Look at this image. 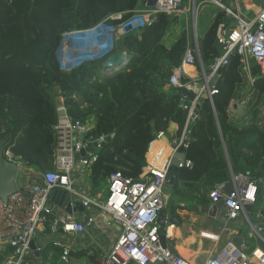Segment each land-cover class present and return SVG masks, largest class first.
Returning a JSON list of instances; mask_svg holds the SVG:
<instances>
[{"label": "trees", "instance_id": "1", "mask_svg": "<svg viewBox=\"0 0 264 264\" xmlns=\"http://www.w3.org/2000/svg\"><path fill=\"white\" fill-rule=\"evenodd\" d=\"M149 7L148 0H0V134L9 133L7 147L28 167L53 168L58 96L64 98L73 119L93 120L88 139L115 134L97 150L98 159L89 167L94 193L116 171L140 179L156 133H168L174 122L176 138L182 134L188 119L181 98L188 97L182 89L169 86V80L191 40L189 20L161 13L144 28L116 36L115 50L126 57L105 71L100 60L63 71L56 55L65 33L90 29L102 21L118 28ZM114 15L122 16L111 18ZM221 24L234 27L236 21L220 7L203 4L198 29L200 58L207 72L224 52L218 39ZM177 25L182 30L169 40ZM251 76L254 82L243 70L240 56L230 58L215 81L218 92L213 103L206 98L189 125L191 141L185 153L193 166L180 169L185 187L180 191L188 192L196 203L207 205L208 195L232 173H250L258 184L264 181L260 170L264 76L258 66L252 67ZM234 100L246 105L242 120L229 111ZM249 217L264 226L263 194ZM11 251L10 247L1 250L0 264ZM97 256L96 251L81 250L71 252L70 260L96 264Z\"/></svg>", "mask_w": 264, "mask_h": 264}, {"label": "built area", "instance_id": "2", "mask_svg": "<svg viewBox=\"0 0 264 264\" xmlns=\"http://www.w3.org/2000/svg\"><path fill=\"white\" fill-rule=\"evenodd\" d=\"M239 2L247 4L245 0H234L237 7L233 8L232 0H156L153 6L138 11L118 29L102 21L84 31L112 36L116 33L123 35L153 23L161 13L189 20L193 36L181 64L173 68L169 80V86L186 88L196 93L194 100L181 98L182 107L187 111L188 122L178 138L170 139L166 155L165 146L161 143L166 133H156L140 179L134 180L122 171H116L108 178V193L105 194L104 190L94 193L91 190L88 171L91 164L98 159L97 150L106 142L107 137L88 139V134L94 126L93 120L84 122L81 119H73L64 98L60 97L56 104L58 119L53 126L56 146L52 169L37 171L28 167L11 148L5 149L7 160L17 164V175L27 169L24 173L27 185L21 188L17 184L16 191L8 195L7 201L0 197V252L6 247L12 249L5 255L1 264H57L52 259L41 261L37 255L39 253L41 256L44 246L49 243L61 248V258L70 262V254L75 249V244L84 239L89 227H96L95 215L89 217L88 222L84 224L74 213H68L66 207L53 202L52 195L56 189L66 190L70 194L71 199L67 205H70L71 209L78 204L84 209L95 208L105 220L119 228V234L111 249L101 252L96 264H195L164 247L159 215L166 207L168 194L165 190L169 185V168L174 165L180 148L183 147L186 151L189 146V125L198 117L196 109L200 98L204 93H208V98L213 103V96L218 92L215 81L219 70L229 63L230 56L236 50L242 68L250 76L251 82H254L251 76L253 66H258L260 74L264 76V1L254 5L248 4L249 16L239 9ZM205 3L220 7L227 16L236 21L234 27L224 24L219 26L218 39L223 44L224 52L215 58L209 72L199 59L201 54L198 14ZM255 6L258 7L257 10ZM121 16L114 15L111 18ZM72 34H64V44L71 39ZM109 52L110 49L107 50V53ZM185 79L188 81L185 82ZM94 142L98 143L94 147L95 152H87V157L80 154L89 143ZM78 155L80 157H77ZM153 160L160 163L155 164ZM177 166L180 169L191 167L193 162L186 156ZM232 183L233 189L229 195L219 187L210 193L214 203L224 201L222 218L225 228L238 226L241 218L247 219L253 233L264 242V226L254 224L246 210L248 205H254L258 201L259 184L250 173H233ZM51 217L53 219L50 221ZM59 222L62 223L61 227H58ZM201 235L211 240H219L217 234L202 232ZM39 242H43V245ZM202 264H264V250L259 245L249 247L243 241L236 244L229 240Z\"/></svg>", "mask_w": 264, "mask_h": 264}, {"label": "crops", "instance_id": "3", "mask_svg": "<svg viewBox=\"0 0 264 264\" xmlns=\"http://www.w3.org/2000/svg\"><path fill=\"white\" fill-rule=\"evenodd\" d=\"M224 1L228 2L229 0H224ZM232 1L234 4V0ZM245 1L247 4H244L243 2H239V9L245 15L249 16L250 8L248 7V4L254 5L257 2L264 0H258V1L245 0ZM255 9L257 10L258 7L255 6ZM192 36H193V32L191 26V39ZM105 43H108V41ZM199 75H201V73ZM243 105L244 104L242 102L240 101L236 102L234 100L231 103L230 109L231 111H233V113L239 111L245 112L246 105L244 106ZM177 131H178V124L174 122L171 123L170 130L168 133H166V137L162 140L161 143L169 147L170 139L177 137ZM173 176L175 177L176 175L174 174ZM221 184L222 183L218 184L216 187H219ZM168 189L169 190H167L168 195L166 200V207L163 210L164 212L167 213L165 234L167 241L173 245L177 254H180L190 259L195 264H202L209 256H211L212 254H216L220 250V248L229 240H234L237 238L238 240H240L241 238L240 242L243 241L247 243L246 225L249 224L247 219L241 218V223L238 226L225 228V224L222 218V216L224 215V208L223 206L219 207L217 208L215 213H211V209L216 203L212 201L209 195H208L209 201L207 202L208 203L207 205L196 203L195 201H193V199H191L188 196L189 195L188 192L180 191L182 189H185L180 179H179V184L177 186L169 183ZM61 201L65 203L66 199L64 200V197H61L59 202ZM71 210H72L71 213H74V215L79 221L84 223V219L87 218V222H88V218L93 217V215H95L94 217L97 223L96 227H94L93 229L89 227L88 232L85 235L84 239L79 240L78 243L75 244L76 247L72 251V253L81 250L83 251L93 250L96 251L99 255L103 251L110 250L119 234L120 231L119 228L113 225L109 220H105L101 216V213L97 211L95 208L92 209L86 208L82 211H76L75 209H71ZM247 214L249 215V212H247ZM206 217L209 220H206ZM171 226H175V228H173L174 230L173 234H169V229ZM202 232L217 234L219 235V240H211L205 238L201 235ZM252 235L253 232L249 234V236ZM39 243L43 245V242H39ZM61 254H62L61 248L55 247L53 246V244L49 243L44 246L40 258L41 261L52 259V261H55L57 264H64L66 261L63 262L64 260L61 258ZM65 264H76V263L75 262L73 263L70 260V262H66Z\"/></svg>", "mask_w": 264, "mask_h": 264}, {"label": "water", "instance_id": "4", "mask_svg": "<svg viewBox=\"0 0 264 264\" xmlns=\"http://www.w3.org/2000/svg\"><path fill=\"white\" fill-rule=\"evenodd\" d=\"M149 1V5L153 6L156 0H148ZM233 8L237 7V4L234 3ZM237 54V51L235 50L234 53L230 56V58H232L234 55ZM126 57L125 54L121 53V52H115V53H111L108 55V57H105L104 60L102 61V68L103 71H105V68L112 66L113 64H117L120 60L124 59ZM200 62L202 63L201 58L199 57ZM203 64V63H202ZM201 64V65H202ZM223 72V68H221L219 70V74L218 76H216V79L222 74ZM247 88H245L244 90H246ZM182 94L186 95L188 97L189 100H194V98L196 97V93L193 90H188L186 88L182 89ZM209 97L208 93H204L203 96L200 98V101L197 105V109H196V113L199 115L200 114V110H201V106L203 104V102L205 101L206 98ZM241 97V96H240ZM214 107V104H213ZM215 109V107H214ZM115 134H112L111 136L106 138V142H109L112 137H114ZM9 136L8 132H2L0 134V197H2L5 201H7L8 199V195L10 193H13L16 191L17 189V164L14 162H11L9 160H7V158L5 157V149L7 148V143H8V139L7 137ZM105 142V143H106ZM103 143L101 145V147L104 146ZM98 145L97 142H94L93 144L89 143V145L84 148L81 151V155L87 157V152H95L96 149L94 147H96ZM180 153L177 155L178 157L175 160V163L173 166H171L169 168V172L167 174V180L169 181L170 184H174L175 186H177L179 184V172H180V168L177 166V164L179 163V161L185 159L186 154H185V148H180ZM77 157H80L79 155ZM260 170L261 172L264 171V163L261 164L260 166ZM176 175L175 177L173 175ZM233 174V173H232ZM260 185V189L258 192V198L261 194L264 195V181H260L259 183ZM219 188L221 190H223L227 195H229L233 189V183H232V178L231 180L222 183ZM60 197H65L66 201L64 204H62L61 202H59ZM71 199L70 194L63 189H56L53 192L52 195V201L55 202L56 204L62 205L63 207H66V210L68 212H72L70 205H67V203L69 202V200ZM224 204V201L221 200L218 203H216L212 209H211V213H215V211L217 210V208L222 207ZM253 208V205H248L246 207L247 212H250ZM76 211H82L84 210L83 206L81 204H78L75 208ZM166 216L167 213L162 211L159 215V222L161 224V239H162V244L164 245V247H168L169 249H171L172 252L176 253V250L174 249L173 245L171 243H169L166 239V234H165V228H166ZM172 221V219H171ZM87 222V218L84 219V223ZM62 223L59 222L58 223V227H61ZM62 230V229H61ZM236 244H239L241 241L237 239L233 240ZM33 244L35 245V242H33ZM39 260H41L40 258V254L37 253Z\"/></svg>", "mask_w": 264, "mask_h": 264}, {"label": "clouds", "instance_id": "5", "mask_svg": "<svg viewBox=\"0 0 264 264\" xmlns=\"http://www.w3.org/2000/svg\"><path fill=\"white\" fill-rule=\"evenodd\" d=\"M85 30L71 32L73 33L71 39L66 44L63 39L62 45L57 50L56 55L63 71L69 72L87 61H103L109 54L117 52L114 42L119 34L116 33L112 36L100 32L87 33L84 32ZM104 41H108V43ZM108 49H110L109 53H107Z\"/></svg>", "mask_w": 264, "mask_h": 264}, {"label": "rangeland", "instance_id": "6", "mask_svg": "<svg viewBox=\"0 0 264 264\" xmlns=\"http://www.w3.org/2000/svg\"><path fill=\"white\" fill-rule=\"evenodd\" d=\"M181 30H182V26H181V25H177L176 28L173 30V33H172V35L170 36L169 40L174 39L175 35L178 34ZM107 57H108V56H107ZM100 61H101V60H100ZM99 71H100V73H101V69H99ZM57 100H60V96L57 97ZM235 101H236V102H239L238 100H235ZM243 104L245 105V103H243ZM244 105H243V106H244ZM243 110H244V108H243ZM229 111H230V113H231L232 116L236 117V118L239 119V120H242L243 117H244L245 114H246V108H245V112H243V111H239V112H236V113L234 112V113H233V111H231V109H230ZM26 170H27V169H25V170L22 171V172H19L18 175H17V184H18V186L21 187V188L27 185L26 178L24 177V173H25ZM91 190H94V188L92 189V187H91ZM101 190H104L105 194H107V193H108V184L105 183V184L102 186ZM167 190H169V189H168V186L166 187L165 193L167 192ZM94 191H95V190H94ZM96 193H98V192H96ZM167 194H168V193H167ZM206 216H207V214H206ZM206 220H209V219L206 217ZM253 223H254V224H258V223L254 222V221H253ZM246 229H247L246 240H247V244H248V246H249V247H253V246L260 245L261 242H260V240L258 239V237L256 236V234L253 233L252 236H249V234L253 232V229H252V226H251L250 223L246 225Z\"/></svg>", "mask_w": 264, "mask_h": 264}, {"label": "bare ground", "instance_id": "7", "mask_svg": "<svg viewBox=\"0 0 264 264\" xmlns=\"http://www.w3.org/2000/svg\"><path fill=\"white\" fill-rule=\"evenodd\" d=\"M165 146V150H164V153H165V155L167 154V152L169 151V148H168V146L167 145H164ZM164 155V156H165ZM151 159H152V155H151ZM153 162L155 163V164H159L160 162H156V161H154L153 160ZM173 228H175V226H171L170 227V229H169V234H173V232H174V230H173ZM190 229V228H189Z\"/></svg>", "mask_w": 264, "mask_h": 264}]
</instances>
